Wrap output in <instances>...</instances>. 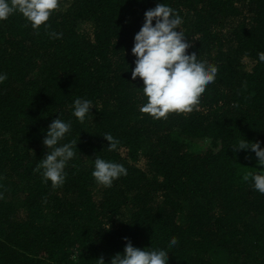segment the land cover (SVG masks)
Masks as SVG:
<instances>
[{
  "label": "trees",
  "instance_id": "obj_1",
  "mask_svg": "<svg viewBox=\"0 0 264 264\" xmlns=\"http://www.w3.org/2000/svg\"><path fill=\"white\" fill-rule=\"evenodd\" d=\"M163 2L218 74L198 107L155 120L139 111L131 49ZM47 23L0 22V264H107L125 238L145 248L172 236L168 264H264V195L244 179L257 161L232 150L241 137L264 147V0H60ZM77 98L94 107L84 124L71 115ZM58 116L78 152L54 189L36 165ZM96 157L128 175L99 186Z\"/></svg>",
  "mask_w": 264,
  "mask_h": 264
},
{
  "label": "clouds",
  "instance_id": "obj_2",
  "mask_svg": "<svg viewBox=\"0 0 264 264\" xmlns=\"http://www.w3.org/2000/svg\"><path fill=\"white\" fill-rule=\"evenodd\" d=\"M59 8L60 0H0V22L20 14L38 32L41 26L45 29L50 27L47 22ZM182 23V17L172 7L165 2L159 3L145 11L142 27L134 36L131 54L135 58V67L131 77L142 81L143 86L139 89H143L147 101L139 107V111L155 120L167 119L168 114L174 111L188 112L198 107L201 94L215 82L218 74L216 65L200 58L197 51H188L192 41L181 29ZM48 35L55 39L62 36L55 31H49ZM257 56L258 62L264 63V52H258ZM6 79L7 74L0 73V84ZM71 108V115L84 124L92 117L94 107L91 100L77 98ZM71 131V122L58 116L48 125L42 141L46 153L37 163L36 170L41 173L43 181L50 183L54 189L64 185L67 177L65 169L78 152L77 142H64ZM101 137L108 142V151L118 149L120 142L110 133ZM232 150L254 153L257 167L252 168L254 171L245 175L244 179L251 180L253 190L264 195V147L261 142H249L241 137ZM91 175L99 186L111 188L114 181L128 175V170L123 164L96 157ZM177 244V238L172 236L167 246L141 248L133 246L125 238L123 252L113 255L107 264H168L169 248ZM94 261L106 264L102 256Z\"/></svg>",
  "mask_w": 264,
  "mask_h": 264
}]
</instances>
